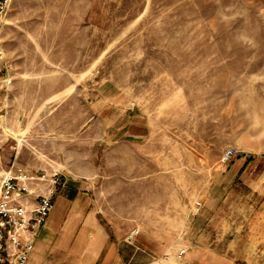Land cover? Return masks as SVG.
I'll return each mask as SVG.
<instances>
[{
  "label": "rangeland",
  "instance_id": "obj_1",
  "mask_svg": "<svg viewBox=\"0 0 264 264\" xmlns=\"http://www.w3.org/2000/svg\"><path fill=\"white\" fill-rule=\"evenodd\" d=\"M0 52L5 165L63 178L27 264H86L100 228L139 230L130 264H264V0H13ZM65 178L88 226L51 248Z\"/></svg>",
  "mask_w": 264,
  "mask_h": 264
},
{
  "label": "built area",
  "instance_id": "obj_2",
  "mask_svg": "<svg viewBox=\"0 0 264 264\" xmlns=\"http://www.w3.org/2000/svg\"><path fill=\"white\" fill-rule=\"evenodd\" d=\"M12 2L0 0V29ZM5 73L6 67L0 62V139L4 133L1 118L6 114L4 104L10 86V77ZM238 153L230 147L223 153L222 161L228 162ZM62 184L59 170L38 173L14 161L4 167L0 153V264L28 263L39 232L54 207L57 186ZM201 206V201H195L196 211ZM138 233V229L133 230L130 239ZM185 253L186 248L182 247L177 257Z\"/></svg>",
  "mask_w": 264,
  "mask_h": 264
},
{
  "label": "crops",
  "instance_id": "obj_3",
  "mask_svg": "<svg viewBox=\"0 0 264 264\" xmlns=\"http://www.w3.org/2000/svg\"><path fill=\"white\" fill-rule=\"evenodd\" d=\"M6 102V101H5ZM4 107H6V103L4 104ZM5 111H6V108H5ZM6 114H7V111H6ZM5 114V115H6ZM5 115L2 116V118L5 120ZM5 125H6V120L5 122H3V128L5 130ZM4 134V133H3ZM3 144V138L0 139V153H1V150H3L1 147ZM1 157H2V165L4 167H7L9 165H5V162H4V156H3V153L1 154ZM17 157L18 155L16 156L14 162L17 163V164H21V165H24L22 163H19L17 162ZM26 166V165H24ZM28 168H30L29 166H26ZM31 169V168H30ZM63 180V178H62ZM76 179L74 178H65L64 180V185L62 186V190H65L66 189V193L68 194V197L69 199L71 200V204H70V208H69V213L67 215V217H65V219L63 220V223L62 225L60 226V229L57 233V235L55 236L53 242L51 243V248L53 247H58L60 245V242L62 240V237L65 233H71V235L78 232V228L79 227H83V226H88L86 224H83V221L85 220V214H80L77 211V205H78V199L77 197L75 196H71V191L72 193L76 192V191H79V192H84L85 191V186H83L80 182H83V181H77ZM71 196V197H70ZM72 212V214H70V212ZM86 221V220H85ZM76 222H78V225L76 227V229L74 230H71L72 228H74L76 226ZM72 231V232H71ZM44 233V228L42 227L40 232H39V235L37 237V244L38 246H46V238L45 237H42ZM94 237L96 236V241H100L101 242V245L103 243V246L100 250V252H96L95 250H93V252L91 250H88L87 252L84 253L85 257H84V260L87 262L86 264H90L89 261H91L90 259H94L93 261L95 262L94 264H97V261H100L101 263L100 264H118V263H129L132 261L130 258H126L125 254H124V249L126 247H128V243H132V240L130 238H127L126 240H122V239H114V236L111 234V235H106V234H102V230L101 228L100 229H97L96 233H94ZM70 235V237H71ZM73 238V237H72ZM99 242V243H100ZM92 244H94L92 242ZM106 245L109 246V250H106L105 254L103 255V250H105L104 248L106 247ZM88 248V246L86 247ZM137 249H140L137 247ZM58 250V248H57ZM142 251H145L144 249H141ZM49 263L52 262V260H48ZM93 264V263H91ZM141 264H159V261L157 259H155V257H152V259H148L146 260L145 262H142Z\"/></svg>",
  "mask_w": 264,
  "mask_h": 264
},
{
  "label": "bare ground",
  "instance_id": "obj_4",
  "mask_svg": "<svg viewBox=\"0 0 264 264\" xmlns=\"http://www.w3.org/2000/svg\"><path fill=\"white\" fill-rule=\"evenodd\" d=\"M8 130H9V127L5 128V130H4V131H5V132H7ZM20 141H21V139H20Z\"/></svg>",
  "mask_w": 264,
  "mask_h": 264
}]
</instances>
